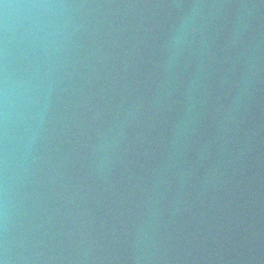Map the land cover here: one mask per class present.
<instances>
[{
	"label": "water",
	"instance_id": "1",
	"mask_svg": "<svg viewBox=\"0 0 264 264\" xmlns=\"http://www.w3.org/2000/svg\"><path fill=\"white\" fill-rule=\"evenodd\" d=\"M0 260L264 264V0H0Z\"/></svg>",
	"mask_w": 264,
	"mask_h": 264
},
{
	"label": "clouds",
	"instance_id": "2",
	"mask_svg": "<svg viewBox=\"0 0 264 264\" xmlns=\"http://www.w3.org/2000/svg\"><path fill=\"white\" fill-rule=\"evenodd\" d=\"M0 264H5V262L3 260H0Z\"/></svg>",
	"mask_w": 264,
	"mask_h": 264
}]
</instances>
